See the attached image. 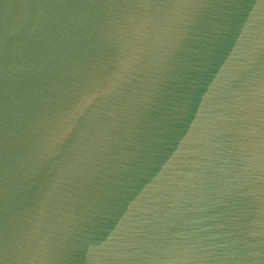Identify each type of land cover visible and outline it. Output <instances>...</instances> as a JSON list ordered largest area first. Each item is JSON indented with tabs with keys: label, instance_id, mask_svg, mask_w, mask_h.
<instances>
[{
	"label": "water",
	"instance_id": "95a60500",
	"mask_svg": "<svg viewBox=\"0 0 264 264\" xmlns=\"http://www.w3.org/2000/svg\"><path fill=\"white\" fill-rule=\"evenodd\" d=\"M0 264H264V0H0Z\"/></svg>",
	"mask_w": 264,
	"mask_h": 264
}]
</instances>
